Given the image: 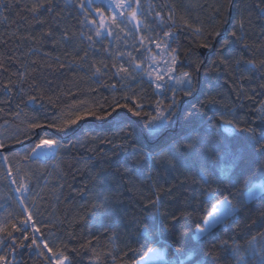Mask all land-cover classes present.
Returning a JSON list of instances; mask_svg holds the SVG:
<instances>
[{
	"label": "trees",
	"instance_id": "1",
	"mask_svg": "<svg viewBox=\"0 0 264 264\" xmlns=\"http://www.w3.org/2000/svg\"><path fill=\"white\" fill-rule=\"evenodd\" d=\"M36 2L0 0V64L3 65L0 67V143L5 145L0 148V240L3 241L0 256H5L8 264H49L47 258L58 252L68 256L71 264H124V261L137 260L139 255L126 247L139 248L135 240L140 237L131 222L134 216L141 215V207L147 204V199L155 198L154 191L161 197L162 212L176 211L180 215L177 210H183L185 218L169 231L158 234L157 243L151 246L165 250L164 264L177 248L186 255L194 243H198L192 237L196 224L202 223L205 209L209 207L204 203L208 200L206 192L192 178L186 181L191 187L185 191L179 186L185 177L177 172L169 173L159 165L151 169V179L147 171L141 175L136 171L140 165L133 167L136 158L130 154L131 149L125 151L120 147L124 144L120 129L127 130L131 125L132 130L139 132L144 125V114L147 113L149 119L157 115V105L165 109L167 115L174 95L172 89H175L177 101L175 109L152 147H179L184 143L183 136L191 129L197 126L202 129L200 120L205 114L212 116L227 107L234 106L238 115L255 116L254 110L264 103V89L258 87L264 83V74L248 72V66L243 63L241 71H236L237 65L232 58L242 55L244 59H254L257 64L264 60V14L256 7L260 0H139L144 9L141 38L132 25L117 28L110 23L112 35L109 36L105 29L100 37H96L92 25L81 23L85 20L83 10L75 4L65 7L64 0H57L58 7L52 13L41 10V14L34 17L27 9ZM94 3L105 7L100 1L94 0ZM85 4L87 6V0ZM170 11L179 25L187 20L193 28L170 29L172 22L167 20ZM156 12L161 13L166 23H160ZM92 17L99 21L95 12ZM40 19L45 23H39ZM242 19L243 30L240 29ZM196 27L203 30V35L195 34ZM169 30L173 32V39L164 36ZM65 31L68 39L64 38ZM234 31L242 39L233 37ZM88 35L93 36L94 43L87 39ZM224 40L229 44L221 47ZM153 41L168 43V52L177 56L176 74L194 73L196 83L192 95L185 96L181 87L173 86L167 80L163 81L162 89L156 88L148 76L145 60L146 50ZM206 42L211 47H202ZM201 49H205L203 54ZM85 51L88 56L81 60ZM221 56L229 60L228 65L220 63ZM101 61L109 67L103 70L105 74L93 76L91 65L101 66ZM198 63L201 67L196 72ZM113 64L117 68H112ZM120 65L128 68L131 76L114 75ZM241 72L244 79H241ZM249 76L251 80L247 79ZM33 79L46 97L51 96L56 101V107L48 104L47 98L42 101L45 109L38 112L35 111L38 104L25 107L20 103L21 98L27 101L20 89L29 91L28 85ZM9 81L16 83L14 91L6 95L3 85ZM240 85L245 90L255 89V93L247 92L252 99L237 97ZM125 95L143 103L141 117L131 116L121 108L118 110L120 115L113 113L106 121L86 117L66 132L46 126L37 130L41 136L61 140L68 147L55 148L53 157L26 158L37 141V137L28 131L31 117L38 115L46 125L60 124L73 118L72 109L80 107L78 102L88 106L82 110L95 111L101 107L107 109L114 99L124 103L121 98ZM209 97L217 103L201 106V102ZM85 131H91L99 139L84 140ZM192 134L196 135L195 132ZM78 140L82 143H77ZM14 145L18 146L5 150ZM242 167L244 171L238 175L234 186L227 181L212 185L213 189H218V198L221 191L224 195L231 192L233 195L229 198L238 211L213 229L215 235L211 243L218 246L221 257H231L230 264H247L249 259L258 264L259 254L254 256L253 248L260 247L261 238L257 236L250 246L247 241L258 229L254 226L250 231L247 225L251 224L249 217L259 222L260 213L264 211V193L248 201L242 199L241 193L252 182L263 178L264 157L245 160ZM125 168L130 171L125 173ZM192 171L194 174L195 169ZM154 183L158 185L155 189L151 187ZM169 186H173L172 198L166 194ZM23 189L25 195L19 192ZM107 190L113 194L114 211L111 214L91 207L93 194L97 191L109 194ZM185 197L189 200L187 204ZM29 214L32 220L25 225L22 221ZM33 224L40 229L35 235L47 241L52 253L44 249L42 243L39 248L27 247L31 239L24 240L23 236L27 232L32 237ZM12 225L21 231H15ZM9 231L13 233L12 237H8ZM224 241L227 251L222 244ZM20 243L26 247H19ZM235 247H239L244 261L231 254ZM183 258L181 255L180 259ZM185 264H192V261L187 260Z\"/></svg>",
	"mask_w": 264,
	"mask_h": 264
},
{
	"label": "snow or ice",
	"instance_id": "2",
	"mask_svg": "<svg viewBox=\"0 0 264 264\" xmlns=\"http://www.w3.org/2000/svg\"><path fill=\"white\" fill-rule=\"evenodd\" d=\"M65 7H70L75 4L79 9L83 10L85 13V20H82L81 23H87L94 27V35L100 37L103 34L102 30L108 29V35L111 36L112 32L109 28V23L115 25L117 28L121 27L122 23L131 24L135 22L137 29L139 30V25L141 20L138 17L140 12V3L139 0H104V3L107 4V8L102 7L94 3V0H87V6L85 0H64ZM58 7L57 0H37L36 3H33L28 7V11L33 14V16H39L41 10H44L48 13H52ZM261 14H264V0L256 5ZM63 11V9H61ZM92 12H95L99 17L97 21L92 17ZM156 17L159 18L161 24L166 23L164 17L160 12H156ZM168 21H171V28L184 27L187 29H192L193 25L187 20H184L183 25H179L176 19L173 16V13L170 11L167 17ZM39 23L43 24L45 21L40 19ZM251 23V21H248ZM244 28V20L240 21V29ZM92 29H90L91 31ZM123 31V28H121ZM196 35H203V30L200 27L194 29ZM48 35L51 36V31L48 32ZM84 33H81L83 36ZM218 35V33H217ZM164 36L168 39H173V32L171 30L164 32ZM233 37H237L236 32L232 33ZM64 38L68 39V33L65 31ZM87 39L93 41V36L88 35ZM237 39H242V37H237ZM155 42V41H153ZM94 43V41H93ZM156 46L159 48L161 44L155 42ZM229 41L224 40L221 47L228 45ZM164 48L168 49L169 45L167 42H164ZM202 47L208 48L211 47L209 43H204ZM248 47V45H245ZM175 52L174 49L171 50ZM88 56V52H84V57L80 59L83 60ZM58 59V58H57ZM220 63L224 65L229 64V60L221 56ZM234 63L237 65L236 71H241V63L248 66L247 71L250 73H262L264 74V60H261L259 64L254 59H244L242 55L232 58ZM169 61H165L167 65ZM177 63V56L171 55L170 58V67H166L163 70V73L158 72L155 76L156 88L162 89L163 84L160 83L165 79L167 75L168 80H175L177 85L182 86V91L185 96H190L195 90V77L193 72L185 71L180 74L179 77L172 75L171 73L175 72V65ZM215 65V62H213ZM101 66H96V64L91 65V68L94 69L93 76L103 75L104 69L109 67L108 64L103 61L100 62ZM63 67V64H60ZM0 67H3L0 64ZM138 68L139 65L137 64ZM201 64L196 65L195 71L200 70ZM112 68H117L116 64L112 65ZM135 70V69H133ZM124 73L127 76H131L128 68L124 65H120L114 75H119ZM23 76V74H20ZM151 75V73H149ZM135 79V77H132ZM121 79H124L122 76ZM241 79H244L243 72H241ZM247 79L251 80L252 77L249 76ZM16 82L9 81L7 84L3 85L5 94L11 93L14 91V85ZM23 83V81H21ZM115 88V85H112ZM261 89H264V83L258 85ZM29 91H25L23 88L20 89L23 95L27 96V101L21 98L20 103L25 104V107L28 104H38L39 108L35 111L45 109V104L42 101L47 98V103L51 104L53 107H56V101L53 100L51 96L46 97V93L40 88V85L35 81L28 85ZM174 95L172 103L168 106L167 115H165V109H162L157 105L158 114L152 116L150 119L146 118L147 113H145L144 125L139 132H135L131 129V125L128 126L127 130L121 128L120 132L124 140V144L120 147L122 150L131 149V155L134 156L135 164L140 165L136 168V171L141 175L147 171L149 179L152 177L151 169L154 166H162L169 173L177 172L185 177V181L180 183V187L184 188L185 191L188 190L190 185L186 184V181L189 178L193 179V182L198 181L200 187L208 197V200L205 201L209 207L205 209L206 215L202 217V223H197L194 234L193 241L198 242L194 243V246L184 255L181 252V249L177 248L172 253V258L166 261V264H185V261L191 260L192 264H230L231 257H221L217 252V245L211 243L212 238L215 233L213 229L216 228L218 224L224 222V220L233 215L238 211L236 204L233 203V200L229 197L233 194L229 192V195H224L221 191L219 197L217 196L218 189H213V184H224L227 181L228 184L235 185L238 179V175L242 174L244 168L242 167L245 163V160H252L258 157H264V103L257 109H255L256 115L253 116L249 113L243 115H238L233 107H227L224 111L214 113L212 116L205 114L204 118H201L200 126H197L194 129H191L187 134L183 136L184 143L179 145V147L174 148L172 145L167 147L156 146L152 147L151 145L159 138L161 131L166 128L167 121L171 116L172 111L175 109L177 103L175 98V89H172ZM251 91L255 93V89L245 90L243 85L237 89V97H246L252 99V96H248L247 92ZM38 93V94H31ZM124 100V103H121L120 100L114 99L112 104L108 106L107 109L101 107L98 110H82L87 109V105L83 102H78L80 107H75L72 109L74 116L70 119L63 120L60 124L48 123L47 125L41 121L40 117L33 116L28 122V131L31 135L37 137V141L34 146L30 149L29 156L32 154L43 155L44 149H53L60 148L65 149L68 146L63 144L61 140L52 139L47 136H41L40 132L37 130H42L47 127H56L58 131L66 132L72 129V126H75L80 121H84L86 117H95L97 120L106 121L109 117L113 116V113L120 115L119 109L123 108L127 110V113H130L131 116L141 117V109L143 108L142 102H137L135 97H129L127 95L121 98ZM6 102V101H5ZM207 104H215L217 101L209 97L205 102H201V106ZM19 107V104L17 105ZM242 107V106H241ZM195 108V106H193ZM2 111V109H0ZM100 113V114H98ZM19 116V113H16ZM195 132L196 135L192 133ZM84 140L86 141H95L99 139L98 136L93 135L91 131H85L83 133ZM77 143H82L78 140ZM5 145L0 143V148H4ZM4 159H7L6 157ZM193 169L195 173L193 174ZM125 173H128L130 169L125 168ZM153 189L157 188L158 185L155 183L151 186ZM227 190V189H226ZM109 194L104 192L97 191L93 194V203L91 207L97 209L106 214H111L114 211L113 205V194L111 190H107ZM195 192V189H193ZM264 193V181L261 182H252L248 186L246 193H241L245 196L246 200H254L256 197ZM155 198H148L147 204H144L141 207V215L139 217L134 216L132 219V224L136 226V234L140 238L135 240V243L139 245V248H131L129 245V251L139 255V259L132 261H124V264H164V258L166 253L160 248L153 247L151 245L157 243L156 236L158 234H163L165 231H169L171 228H174L177 224L180 223L182 219L185 218V211H180V215H177L176 211H165L162 212L160 208L161 197L159 192L154 191ZM166 194L172 198L173 197V186H169ZM195 199V196L192 197ZM214 201V202H213ZM185 204L189 202L188 198L185 197ZM155 209V212L152 211ZM96 214L95 212L93 213ZM159 217V219H157ZM251 220V224L247 227L251 229L255 226L258 230L255 235L251 236V239L247 243L251 246L253 242L257 240V236L261 238V244L258 249L253 248V255L259 254L258 264H264V211L260 213L259 222L255 219ZM32 220L31 214L27 216L25 220L22 221L23 224L27 225L29 221ZM15 231H21L16 225H12ZM33 235L29 237L27 232L24 233V240L31 239V244L27 247L36 246L40 247L41 243L43 248L47 249L49 253H52V248L49 247L47 241L38 238L35 234L40 232V229L32 225ZM8 237H12L13 233L11 231L7 232ZM204 239H201V238ZM39 241V242H38ZM0 244H3V241L0 240ZM225 251H227V242H222ZM19 247L24 248L26 245L23 243L19 244ZM171 247V246H169ZM15 251V247H13ZM43 254V253H41ZM231 254L239 261H244V256L240 253L239 247L231 249ZM127 255V253H125ZM183 255L184 258L180 259V256ZM211 257V260L208 258ZM49 264H71L69 257L64 255L63 252L53 253L51 257L47 258ZM0 264H8L7 258L5 256H0ZM247 264H257L256 260L249 259Z\"/></svg>",
	"mask_w": 264,
	"mask_h": 264
},
{
	"label": "rangeland",
	"instance_id": "3",
	"mask_svg": "<svg viewBox=\"0 0 264 264\" xmlns=\"http://www.w3.org/2000/svg\"><path fill=\"white\" fill-rule=\"evenodd\" d=\"M95 1H100V2L104 3V0H95ZM104 5H105V8H107V4L104 3ZM143 12H144V9L142 8V6L140 4V12L138 13V17L141 20V23L139 25V30L137 29L135 22H133L131 24H128V23H122L121 24L122 26L125 25V24H128L129 26L132 25L134 27V29H135V32L137 33L138 38H141V36H140L141 33L140 32H141V28L143 26V18H144ZM155 42H159L161 44V47L158 48L156 46ZM155 42H152L150 48H147L146 55H145V60H146V68L149 71V73H151V75H148V76L156 84V81H155L156 74L158 72L163 73V70L166 67H170L171 66V64H170L171 54L163 46L165 41H155ZM165 61H169V63L166 65ZM171 74L176 76V77L180 76V74H176L175 72L171 73ZM164 80H167L173 86H178V87L182 88V86L177 85L175 83V80H168L167 75H165V79ZM163 81H161L160 83H163ZM55 150H56L55 148H53V149H44L43 152L45 154L39 155V156L36 155V154H32L31 157H33V158L53 157L55 155ZM261 181H264V176H263V178H261L260 180H258L256 182H261ZM247 190H248V188L243 193H246ZM23 191H24V189L19 191V192H21L22 195H25V193L23 194ZM16 195H17V198H19V195L18 194H16ZM242 199L244 201H248V200L245 199V196H243V195H242ZM157 248H159V247H157ZM160 249L165 252V250L163 248H160ZM164 260H165V258H164Z\"/></svg>",
	"mask_w": 264,
	"mask_h": 264
},
{
	"label": "water",
	"instance_id": "4",
	"mask_svg": "<svg viewBox=\"0 0 264 264\" xmlns=\"http://www.w3.org/2000/svg\"><path fill=\"white\" fill-rule=\"evenodd\" d=\"M204 51H205V49H201L202 54L204 53ZM17 146H18V145H14V146H11V147H9V148H7V149H5V150L14 149V148H16Z\"/></svg>",
	"mask_w": 264,
	"mask_h": 264
}]
</instances>
